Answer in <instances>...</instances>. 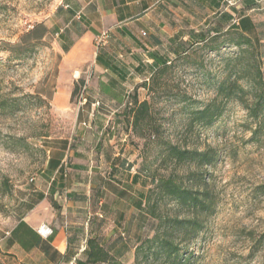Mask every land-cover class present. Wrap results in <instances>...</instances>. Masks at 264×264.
<instances>
[{"label": "rangeland", "instance_id": "obj_1", "mask_svg": "<svg viewBox=\"0 0 264 264\" xmlns=\"http://www.w3.org/2000/svg\"><path fill=\"white\" fill-rule=\"evenodd\" d=\"M62 1L0 0V234L37 203L34 191L45 184L48 158L71 144L81 153L126 158L130 176L140 178L130 183L118 173L115 181L103 159L108 191L103 200L111 210L100 212L96 238L108 241L109 251L123 264H136L137 247L157 233L177 252L162 253L151 244L140 252L141 264H264V110L253 140L256 125L246 110L255 96L248 80L254 74L249 48L236 46L239 36L229 33L217 50L198 46L175 60L160 83L149 78L150 91L140 84L124 105L111 103L97 78H74L73 61L57 35ZM261 4L254 14L262 27L251 37L264 79V0ZM38 26L47 30L41 41L37 33L28 36ZM223 84L226 91L221 92ZM235 84L238 89H228ZM134 95L153 105L154 137L137 136L123 119ZM90 98L101 103L96 110L106 111H101L104 131L87 114ZM214 102L220 115L206 124L198 114ZM99 140L103 150L97 152ZM173 147L213 149L215 161L178 163L170 155ZM169 179L196 192L204 205L195 208L169 196L163 189ZM184 221L196 230L184 229L179 223ZM0 264L21 263L0 249Z\"/></svg>", "mask_w": 264, "mask_h": 264}, {"label": "crops", "instance_id": "obj_2", "mask_svg": "<svg viewBox=\"0 0 264 264\" xmlns=\"http://www.w3.org/2000/svg\"><path fill=\"white\" fill-rule=\"evenodd\" d=\"M261 2L63 0L58 9L62 29L57 35L61 50L73 61L74 78H97L104 88L102 95L124 105L158 68L194 50L200 40L230 29L251 37L262 26L256 24L254 14L260 12ZM92 104L90 98L87 114L95 116L100 121L96 128L104 131L107 123L101 115L106 111ZM100 141L95 145L97 152L103 150ZM119 157L81 153L71 144L64 153L54 150L44 172L45 184L34 191L37 203L10 231L0 234L1 251L21 264H84L88 240L99 235L100 212L111 210L103 200L108 192L103 159L115 181H119L118 173H125L130 183L140 179L130 176L127 159ZM101 243L109 250L108 241Z\"/></svg>", "mask_w": 264, "mask_h": 264}, {"label": "trees", "instance_id": "obj_3", "mask_svg": "<svg viewBox=\"0 0 264 264\" xmlns=\"http://www.w3.org/2000/svg\"><path fill=\"white\" fill-rule=\"evenodd\" d=\"M261 8V7H260ZM262 27V26H260ZM37 33L36 40L41 41L46 37L47 30L43 26H38L35 31L31 32L28 36ZM229 33H235L239 36V40L235 42L236 46L242 47L246 45L249 48V51L252 55L253 60V70L254 74L249 76V82L252 85V88L255 90V96L253 98L252 104L246 105V110L248 112V118L256 125V128L252 132V139L255 140L260 133L261 124H262V112L264 110V79L263 72L261 70V63L258 57L257 48L252 37L246 35L244 32L236 29H230L227 32L215 34L213 36H209L207 39H202L199 41L201 48H209L211 50H217L219 48L218 41L222 39L224 36ZM16 47H13L14 50ZM189 54V52L187 53ZM185 54V55H187ZM184 56V55H183ZM178 57L177 59L181 58ZM176 59V60H177ZM175 61V60H174ZM174 61L171 64H165L164 66L157 69V71L151 77L153 83H160V81L169 74V72L175 67ZM84 88V87H83ZM140 88L151 90V83L143 82ZM238 89V86L235 84L234 87H230L231 91H235ZM101 89L102 88L101 86ZM77 88L73 92L76 93ZM221 92L226 91V85H222L220 88ZM129 98V97H128ZM242 100V98H239ZM94 104V103H93ZM92 104V107H93ZM215 102L202 110L198 117L200 120H207L206 124H211L217 119L220 115L217 110L213 107L215 106ZM101 105V103H100ZM153 105L150 101L144 100L139 101L137 96L134 95L132 102H128L126 108L123 112V119L127 125V127L131 128L132 131L139 137L147 139L154 137L157 133L156 125L153 123ZM213 149H207L205 151L198 150H188L181 149L179 147H173L170 150V155L175 162L185 163L190 162L194 163L197 166H206L211 165L215 161V154ZM137 175H135L136 177ZM163 189L167 192V194L174 199L178 200L180 203L185 205H190L192 207L203 206L204 201L199 198L198 194L193 190L183 189L175 184L172 179H169L163 185ZM178 223V222H177ZM182 227L191 228L193 231L196 230V226L192 222H179ZM151 244H158V248L160 252H168L169 254H175L177 249L174 248L173 242H169L168 240H163L160 238V234L157 233L152 239H147L143 242L139 247H137L136 251V264H141L140 262V252L144 250L146 246H150ZM149 248V250H151ZM86 261L84 264H123L119 260L116 259L112 255V253L102 245L99 238H91L88 240V248L86 250Z\"/></svg>", "mask_w": 264, "mask_h": 264}, {"label": "built area", "instance_id": "obj_4", "mask_svg": "<svg viewBox=\"0 0 264 264\" xmlns=\"http://www.w3.org/2000/svg\"><path fill=\"white\" fill-rule=\"evenodd\" d=\"M83 102H84V104H85V103L87 102V98H84V99H83ZM99 106H100V102H96V103L93 104V107H94V108L99 107ZM84 125H86V124H84ZM32 181H33V180H32Z\"/></svg>", "mask_w": 264, "mask_h": 264}, {"label": "bare ground", "instance_id": "obj_5", "mask_svg": "<svg viewBox=\"0 0 264 264\" xmlns=\"http://www.w3.org/2000/svg\"><path fill=\"white\" fill-rule=\"evenodd\" d=\"M42 231L44 232V229H42Z\"/></svg>", "mask_w": 264, "mask_h": 264}]
</instances>
